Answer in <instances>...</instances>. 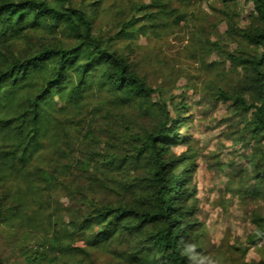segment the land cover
I'll use <instances>...</instances> for the list:
<instances>
[{
    "label": "trees",
    "instance_id": "16d2710c",
    "mask_svg": "<svg viewBox=\"0 0 264 264\" xmlns=\"http://www.w3.org/2000/svg\"><path fill=\"white\" fill-rule=\"evenodd\" d=\"M244 1L257 26L229 34L248 49L230 56L244 81L237 91L214 94L250 117L251 180L264 202V0ZM84 2L0 0V232L14 238L18 264H93L95 251L125 264H200L189 188L194 157L170 153L187 144L179 136L184 113L173 116L163 91L147 86L118 47L162 39L184 17L172 0H149L131 4L113 34H96L103 2ZM117 110L151 117L154 125L138 130L128 120L114 131ZM98 115L104 127L96 126ZM138 167L145 183L130 179ZM119 175L124 183L115 181ZM118 186L120 199L102 197ZM59 191H74L83 210L66 224L52 200ZM251 221L248 242L256 245L264 241V217Z\"/></svg>",
    "mask_w": 264,
    "mask_h": 264
},
{
    "label": "rangeland",
    "instance_id": "374dc122",
    "mask_svg": "<svg viewBox=\"0 0 264 264\" xmlns=\"http://www.w3.org/2000/svg\"><path fill=\"white\" fill-rule=\"evenodd\" d=\"M91 0H85L84 4ZM93 1V0H92ZM100 1V0H99ZM94 24L96 34H113L120 16L127 14L131 4H148L149 0H101ZM81 5L82 0H71ZM184 19L162 39L141 38L130 49L127 43L118 45L135 65L138 74L152 89H161L170 112L179 109L185 122L179 136L185 143L172 147L171 155L194 157L193 190L195 217L200 224V264H264V241L251 245L254 214L264 217V202L254 195L251 180L253 142L250 139V117L238 111L231 102L218 101L215 90L232 93L242 87L243 70L235 67L230 56L245 54L248 49L234 35L237 30L255 27L251 3L239 0L224 6L217 0H172ZM104 10V11H103ZM110 128L121 131L128 120L138 130H149L154 125L151 117H137L133 111H115ZM97 127L105 122L98 115ZM105 144L108 137H99ZM99 148H102V145ZM182 172L179 167L175 173ZM123 175L115 181L124 183ZM146 179L145 169L135 168L130 179ZM145 183V182H144ZM60 191L59 215L64 224L69 218L83 213L78 196ZM104 192L103 198L116 201L122 195L120 186L115 192ZM70 216V217H69ZM13 237L0 232V256L6 264H18V253ZM93 264H125L118 262L107 251L90 255Z\"/></svg>",
    "mask_w": 264,
    "mask_h": 264
}]
</instances>
